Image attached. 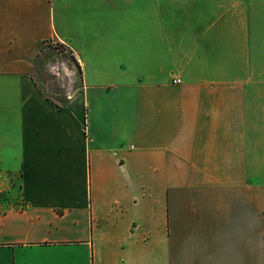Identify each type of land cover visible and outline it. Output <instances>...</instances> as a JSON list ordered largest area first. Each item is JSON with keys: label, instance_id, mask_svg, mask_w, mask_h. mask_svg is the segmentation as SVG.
<instances>
[{"label": "crops", "instance_id": "crops-1", "mask_svg": "<svg viewBox=\"0 0 264 264\" xmlns=\"http://www.w3.org/2000/svg\"><path fill=\"white\" fill-rule=\"evenodd\" d=\"M3 191L0 264H264V8L0 0Z\"/></svg>", "mask_w": 264, "mask_h": 264}, {"label": "rangeland", "instance_id": "rangeland-1", "mask_svg": "<svg viewBox=\"0 0 264 264\" xmlns=\"http://www.w3.org/2000/svg\"><path fill=\"white\" fill-rule=\"evenodd\" d=\"M249 4L254 8L255 5L264 8V0H249ZM76 64L65 45L52 42L44 44L35 64V75L41 88L55 101L64 103L71 88L78 90L82 87L80 66ZM10 197L3 191L0 193V202L4 204L10 201Z\"/></svg>", "mask_w": 264, "mask_h": 264}, {"label": "built area", "instance_id": "built-area-1", "mask_svg": "<svg viewBox=\"0 0 264 264\" xmlns=\"http://www.w3.org/2000/svg\"><path fill=\"white\" fill-rule=\"evenodd\" d=\"M176 81L180 82V80H179V79H177Z\"/></svg>", "mask_w": 264, "mask_h": 264}]
</instances>
